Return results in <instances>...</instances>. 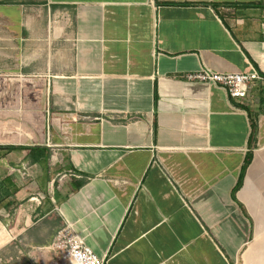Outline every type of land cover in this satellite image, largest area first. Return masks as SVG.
Returning <instances> with one entry per match:
<instances>
[{
    "label": "crops",
    "instance_id": "obj_1",
    "mask_svg": "<svg viewBox=\"0 0 264 264\" xmlns=\"http://www.w3.org/2000/svg\"><path fill=\"white\" fill-rule=\"evenodd\" d=\"M0 145L38 147L0 149V263L68 220L106 264H264V0H0Z\"/></svg>",
    "mask_w": 264,
    "mask_h": 264
},
{
    "label": "built area",
    "instance_id": "obj_2",
    "mask_svg": "<svg viewBox=\"0 0 264 264\" xmlns=\"http://www.w3.org/2000/svg\"><path fill=\"white\" fill-rule=\"evenodd\" d=\"M188 80H200L209 86H220L230 97L244 99L250 87L260 79L262 75L255 67L248 72H218L208 66L201 65L193 72L182 75ZM22 175L26 172L21 171ZM36 203L41 202L40 197H32ZM57 264H106L105 255H97L87 245L84 238L78 233L73 222L65 220L56 230L49 245Z\"/></svg>",
    "mask_w": 264,
    "mask_h": 264
},
{
    "label": "trees",
    "instance_id": "obj_3",
    "mask_svg": "<svg viewBox=\"0 0 264 264\" xmlns=\"http://www.w3.org/2000/svg\"><path fill=\"white\" fill-rule=\"evenodd\" d=\"M252 126L254 127V122L251 120ZM0 149L6 152L13 149H29L32 155L33 150H37L38 147H26V146H13V145H0ZM14 176L6 175L0 177V205L8 206L14 202V194L18 190V185L13 181Z\"/></svg>",
    "mask_w": 264,
    "mask_h": 264
},
{
    "label": "rangeland",
    "instance_id": "obj_4",
    "mask_svg": "<svg viewBox=\"0 0 264 264\" xmlns=\"http://www.w3.org/2000/svg\"><path fill=\"white\" fill-rule=\"evenodd\" d=\"M27 5L28 7L41 8V6H38V4H27ZM1 153L2 152H0V157H3L1 156ZM3 168L7 169V167L5 166ZM14 213H15V210H13V208L0 205V222L7 223L10 219H12V217H14ZM4 228L5 229L8 228V225L5 224ZM0 264H6V263H0Z\"/></svg>",
    "mask_w": 264,
    "mask_h": 264
}]
</instances>
